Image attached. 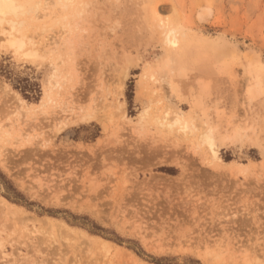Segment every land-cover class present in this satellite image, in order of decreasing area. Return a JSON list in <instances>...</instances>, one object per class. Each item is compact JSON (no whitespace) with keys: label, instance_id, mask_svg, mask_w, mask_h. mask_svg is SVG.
I'll return each mask as SVG.
<instances>
[{"label":"rangeland","instance_id":"obj_1","mask_svg":"<svg viewBox=\"0 0 264 264\" xmlns=\"http://www.w3.org/2000/svg\"><path fill=\"white\" fill-rule=\"evenodd\" d=\"M9 1L0 264H264V0Z\"/></svg>","mask_w":264,"mask_h":264},{"label":"bare ground","instance_id":"obj_2","mask_svg":"<svg viewBox=\"0 0 264 264\" xmlns=\"http://www.w3.org/2000/svg\"><path fill=\"white\" fill-rule=\"evenodd\" d=\"M14 10L15 7L9 0H0V13L13 12Z\"/></svg>","mask_w":264,"mask_h":264},{"label":"trees","instance_id":"obj_3","mask_svg":"<svg viewBox=\"0 0 264 264\" xmlns=\"http://www.w3.org/2000/svg\"><path fill=\"white\" fill-rule=\"evenodd\" d=\"M23 91H25V90H23ZM22 93V92H21ZM23 94V93H22ZM23 96H25L26 98H29V99H31V98H35V97H33V96H31V97H29V96H26V95H23Z\"/></svg>","mask_w":264,"mask_h":264}]
</instances>
